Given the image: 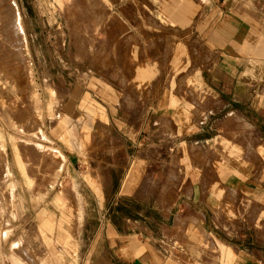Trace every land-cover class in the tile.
Here are the masks:
<instances>
[{"label": "rangeland", "instance_id": "obj_1", "mask_svg": "<svg viewBox=\"0 0 264 264\" xmlns=\"http://www.w3.org/2000/svg\"><path fill=\"white\" fill-rule=\"evenodd\" d=\"M168 1L0 0V264L112 259L126 219L173 200L182 153L264 158L197 79L215 0L183 25Z\"/></svg>", "mask_w": 264, "mask_h": 264}, {"label": "crops", "instance_id": "obj_2", "mask_svg": "<svg viewBox=\"0 0 264 264\" xmlns=\"http://www.w3.org/2000/svg\"><path fill=\"white\" fill-rule=\"evenodd\" d=\"M207 19L201 39L208 59L197 79L213 97L210 110L251 125L263 140L264 0H215ZM179 158L173 200H153L150 213L126 219L133 227L116 229L114 257L99 264H264L262 153L248 163L203 150Z\"/></svg>", "mask_w": 264, "mask_h": 264}, {"label": "bare ground", "instance_id": "obj_3", "mask_svg": "<svg viewBox=\"0 0 264 264\" xmlns=\"http://www.w3.org/2000/svg\"><path fill=\"white\" fill-rule=\"evenodd\" d=\"M191 1L170 0L165 5V10L169 13L172 21L179 24H187L193 15Z\"/></svg>", "mask_w": 264, "mask_h": 264}]
</instances>
